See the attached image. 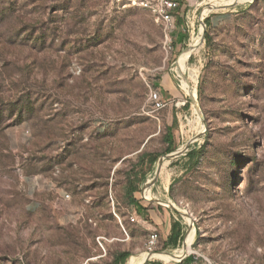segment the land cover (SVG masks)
I'll return each mask as SVG.
<instances>
[{
    "label": "rangeland",
    "instance_id": "374dc122",
    "mask_svg": "<svg viewBox=\"0 0 264 264\" xmlns=\"http://www.w3.org/2000/svg\"><path fill=\"white\" fill-rule=\"evenodd\" d=\"M142 1L0 0V264H264V0H183L170 50Z\"/></svg>",
    "mask_w": 264,
    "mask_h": 264
},
{
    "label": "trees",
    "instance_id": "16d2710c",
    "mask_svg": "<svg viewBox=\"0 0 264 264\" xmlns=\"http://www.w3.org/2000/svg\"><path fill=\"white\" fill-rule=\"evenodd\" d=\"M183 0H181L182 3ZM181 7L178 9V11L175 13L177 16V21L176 24L178 27H182L184 22L183 19L178 18L179 17V12H180ZM207 25H210V22L208 21V23H206ZM185 37L182 36L181 39H183ZM211 38L207 35V41L210 43ZM164 96L167 100H171V96L168 93H164ZM178 127V123L177 120H174L173 126L171 129H169L168 134L165 137V143L168 145L167 147V153H173L177 150V145L175 144L174 140H173V135H172V131L174 129H176ZM204 151V147H201L200 149H192L188 154V160L189 162L193 161L196 156L199 153H202ZM158 160L157 156H154L149 162L151 165L155 164V162ZM137 185L133 179V175L129 174L128 179H127V186H126V190H125V198L127 200V203L129 206L134 207V209L136 210V212L138 213V215L142 216V217H147L148 214V210L149 207H145L135 196L136 192H137ZM184 240V231H183V225L180 221H174L172 224V229H171V233L168 236L167 241L164 244V248L168 249V248H173L176 249L178 248L181 243ZM130 253L128 252H121V253H117L114 256V260H113V264H126L127 259L129 258ZM187 263H191L193 262V258L189 257L186 260Z\"/></svg>",
    "mask_w": 264,
    "mask_h": 264
},
{
    "label": "built area",
    "instance_id": "2783aa9c",
    "mask_svg": "<svg viewBox=\"0 0 264 264\" xmlns=\"http://www.w3.org/2000/svg\"><path fill=\"white\" fill-rule=\"evenodd\" d=\"M142 5L148 9L160 23L164 36V47L166 50H170L174 39L173 34L176 29L177 16L175 13L181 7V0H143ZM149 103L151 104V108L148 113L152 115H155L165 109L168 105L162 99L160 93L156 91L150 92ZM66 198L69 199L70 197L67 196ZM130 221L134 223L135 217H131ZM106 240L107 239L103 237L97 238V242L101 248H103V244ZM158 240L159 235L157 231H152L149 234L146 244L148 253H153V249L156 248Z\"/></svg>",
    "mask_w": 264,
    "mask_h": 264
},
{
    "label": "crops",
    "instance_id": "0c3cea01",
    "mask_svg": "<svg viewBox=\"0 0 264 264\" xmlns=\"http://www.w3.org/2000/svg\"><path fill=\"white\" fill-rule=\"evenodd\" d=\"M145 207H147V206H145ZM150 213H151V210L149 209L147 217H149V219L152 220L155 225H158L156 220L153 218V216ZM139 217L142 218V216H140V215H139ZM173 222L174 221L170 220L168 222V224H167V219H165V227H164V229L167 232L168 236L171 233ZM118 241L122 242V240H120V239H118ZM114 256L115 255H111L110 257H107V254L105 252V253H101L99 255H95L92 258H89V259L85 260L82 264H113Z\"/></svg>",
    "mask_w": 264,
    "mask_h": 264
},
{
    "label": "water",
    "instance_id": "95a60500",
    "mask_svg": "<svg viewBox=\"0 0 264 264\" xmlns=\"http://www.w3.org/2000/svg\"><path fill=\"white\" fill-rule=\"evenodd\" d=\"M196 108H197V111H198L199 115H200L201 117H203L202 111H201V109L199 108L197 102H196ZM182 149H184V148H182ZM178 153H180V151H179ZM177 261H178V260H177Z\"/></svg>",
    "mask_w": 264,
    "mask_h": 264
},
{
    "label": "bare ground",
    "instance_id": "6f19581e",
    "mask_svg": "<svg viewBox=\"0 0 264 264\" xmlns=\"http://www.w3.org/2000/svg\"><path fill=\"white\" fill-rule=\"evenodd\" d=\"M198 41H199V40H198ZM198 41H197V42H198ZM181 59H182V58H181ZM195 72H197V71H195ZM195 75H196V74H195ZM187 89H188V88H187ZM151 187H152V186H151ZM145 193H146V192H145ZM186 218H187V217H186ZM147 253H148V252H147ZM148 254H149V253H148ZM159 257H160V256H159Z\"/></svg>",
    "mask_w": 264,
    "mask_h": 264
}]
</instances>
